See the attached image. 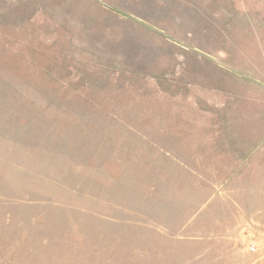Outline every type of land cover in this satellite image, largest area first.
<instances>
[{
	"label": "rangeland",
	"instance_id": "374dc122",
	"mask_svg": "<svg viewBox=\"0 0 264 264\" xmlns=\"http://www.w3.org/2000/svg\"><path fill=\"white\" fill-rule=\"evenodd\" d=\"M0 264H264V0H0Z\"/></svg>",
	"mask_w": 264,
	"mask_h": 264
},
{
	"label": "crops",
	"instance_id": "0c3cea01",
	"mask_svg": "<svg viewBox=\"0 0 264 264\" xmlns=\"http://www.w3.org/2000/svg\"><path fill=\"white\" fill-rule=\"evenodd\" d=\"M241 149H242V147H241ZM241 153H242V152H240V154H241ZM240 154H239V157H236V159L234 160V161H235V164H236L237 162H238V163H237L238 165L244 164V163L242 162L243 159H241ZM247 154H248V151H245V152L242 153V155H246V156H248ZM247 163H248V162H247ZM247 163H246V164H247ZM235 164H234V165H235ZM236 167H237V166H236ZM236 167H235V168H236ZM237 195H238V194H237ZM233 196H236V192L233 193Z\"/></svg>",
	"mask_w": 264,
	"mask_h": 264
}]
</instances>
